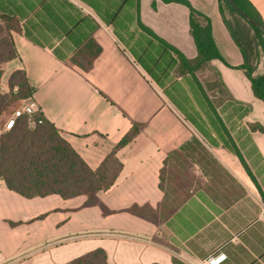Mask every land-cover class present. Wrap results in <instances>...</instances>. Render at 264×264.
Listing matches in <instances>:
<instances>
[{
  "label": "crops",
  "instance_id": "1",
  "mask_svg": "<svg viewBox=\"0 0 264 264\" xmlns=\"http://www.w3.org/2000/svg\"><path fill=\"white\" fill-rule=\"evenodd\" d=\"M188 1L210 18L223 57L192 73L179 57L198 55L183 4L0 0V14L21 26L13 34L19 57L3 66L2 86L24 70L34 88L28 100L91 169L134 123L143 125L118 152L123 170L116 184L99 194L110 214L87 206L85 195L28 199L1 185L0 264H65L98 248L109 264H202L218 250L227 255L222 264H264V132L252 128L264 127V102L238 68L243 53L219 0ZM250 1L264 20V0ZM90 39L102 51L84 71L72 58ZM262 66L261 60L255 75ZM216 80L221 88L209 87ZM8 111L0 117V134ZM193 137L213 156L215 170L189 162L177 175L193 178L195 187L158 224L129 213L135 204L161 208L165 161Z\"/></svg>",
  "mask_w": 264,
  "mask_h": 264
},
{
  "label": "trees",
  "instance_id": "2",
  "mask_svg": "<svg viewBox=\"0 0 264 264\" xmlns=\"http://www.w3.org/2000/svg\"><path fill=\"white\" fill-rule=\"evenodd\" d=\"M163 1L180 3L190 9V29L198 55L195 59H188L179 54L184 71L192 73L204 70L209 67L212 60H223L214 41L210 18L195 9L188 0ZM234 2L244 13L264 26L261 14L250 0ZM219 4L224 22L243 53L244 63L238 68L243 70L250 80L255 96L264 102V74L255 75L257 68L252 64L254 47L260 48L264 56V34L258 27L248 22L229 0H219ZM228 12L237 15L250 30L246 31L239 23L234 27L229 20ZM20 31L21 26L17 19L0 14V117L12 103L20 99H30L34 93L24 70L11 74L7 89L2 86L3 66L19 57L13 34ZM250 32L253 34L250 35ZM101 51L98 43L90 39L76 52L72 62L82 70L89 71ZM257 57L259 58V52ZM221 85L222 82L216 80L209 87L221 88ZM142 128V124L134 123L129 133L106 156L101 165L93 170L64 138L60 130L42 113L23 114L0 135V186L4 185L28 199L50 195L72 199L85 195L87 206H99L103 214H110L112 212L101 202L99 194L110 190L116 184L123 170L118 152L129 145ZM252 128L264 132L262 125H253ZM172 159L176 165H173V170H177L171 173L172 177L167 178L166 172L171 166ZM187 159L200 165L205 172L215 170L217 165L202 142L193 137L180 148V151L170 154L165 161L160 173V188L165 192L161 208L135 204L127 211L155 224L170 217L188 197L183 193H177L171 186L174 177L179 174L177 171L182 170V165ZM168 186L171 189H168ZM10 225L14 226L16 223L10 222ZM65 264L109 263L105 250L98 248Z\"/></svg>",
  "mask_w": 264,
  "mask_h": 264
},
{
  "label": "rangeland",
  "instance_id": "3",
  "mask_svg": "<svg viewBox=\"0 0 264 264\" xmlns=\"http://www.w3.org/2000/svg\"><path fill=\"white\" fill-rule=\"evenodd\" d=\"M228 14H229V12H228ZM228 16H229L230 22H232V25L234 27H237L236 25L239 23V24H241V26L243 28L246 29V31L250 30V28L247 27V25H245V23L237 15L230 13ZM252 34L253 33L250 32V35H252ZM248 50L250 51L249 47H248ZM258 52H259V58L257 57ZM261 60L263 61L261 74H264V56H263V53H262L260 48L254 47V50L252 51V64L255 65L256 68H258ZM28 102H29L28 99H20V100L15 101L14 103H12V105H10V107H8L9 111H8V115H7V119H6V124L1 128L2 132L8 130L7 129L8 128L7 122L10 121L12 118H14L15 113L17 111L21 110ZM189 162H191V161L186 160L184 162V164L182 165V170L177 171V173L182 175L185 170H188L190 165H191V164H189ZM173 165L176 166L175 163ZM173 165H171L170 168L167 169V172H166L167 178L172 177L171 173H173V171L176 172V170H177L176 168H175L176 170H173L174 169ZM175 178H177L178 181H175ZM185 178L186 179H183V178H180L178 175H176V177H174V179H173L174 180L173 185H171V186H172L173 190H175L177 193H183L185 195H188L189 192L195 187L194 186L195 182H194V179L191 177H185ZM168 181L169 180L167 179V183H169ZM168 189H171V187L168 186ZM175 191L173 193L174 195H175Z\"/></svg>",
  "mask_w": 264,
  "mask_h": 264
},
{
  "label": "built area",
  "instance_id": "4",
  "mask_svg": "<svg viewBox=\"0 0 264 264\" xmlns=\"http://www.w3.org/2000/svg\"><path fill=\"white\" fill-rule=\"evenodd\" d=\"M37 112H40V106L35 102H28L21 110L17 111L14 115V118H12L8 122V128L13 125L15 120H17L21 115L23 114H35ZM42 121L40 120V123ZM227 258V255L222 251L218 250L214 253H212L208 258H206L202 264H222Z\"/></svg>",
  "mask_w": 264,
  "mask_h": 264
},
{
  "label": "water",
  "instance_id": "5",
  "mask_svg": "<svg viewBox=\"0 0 264 264\" xmlns=\"http://www.w3.org/2000/svg\"><path fill=\"white\" fill-rule=\"evenodd\" d=\"M229 2L232 4V6L251 24L258 27L264 34V26H262L259 22H257L255 19L244 13L234 2V0H229Z\"/></svg>",
  "mask_w": 264,
  "mask_h": 264
}]
</instances>
